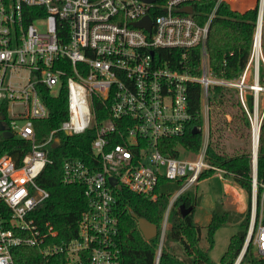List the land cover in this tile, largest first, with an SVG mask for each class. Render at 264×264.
Returning a JSON list of instances; mask_svg holds the SVG:
<instances>
[{
    "label": "built area",
    "instance_id": "built-area-1",
    "mask_svg": "<svg viewBox=\"0 0 264 264\" xmlns=\"http://www.w3.org/2000/svg\"><path fill=\"white\" fill-rule=\"evenodd\" d=\"M194 1L203 0H0V121L13 137L31 143L20 162L0 153V264H13L12 248L23 245L39 247L45 255L65 253L71 264L83 253L91 264H120L116 190L125 186L157 200L162 179L181 180L161 225L159 258L174 201L199 184L204 170L214 168L220 177L225 172L206 160L214 86L237 91L253 141V124L260 130L264 117V0H246L242 10L231 0H216L204 22L198 17L206 13L195 10ZM222 2L239 11L257 7L251 52L235 78L215 74L207 50L210 24ZM189 5L192 12L182 11ZM145 16L150 30L133 24ZM196 46L201 48L197 74L185 63ZM161 50L180 54L175 59L174 53ZM194 83L200 88L203 144L198 152L179 146L177 156L165 153L163 142L184 134L194 117L189 103ZM64 85L68 119L58 129L46 130L40 121L49 118L50 110L41 91L58 94ZM94 96L102 98L109 113L100 121L95 120ZM93 125L91 150L97 164L67 158L62 166V181L83 185L88 203L77 236L48 241L58 231L49 223L41 229L33 216L50 196L38 183L52 162L47 146L55 144L58 130L80 134ZM181 151L191 155L183 157ZM256 196L253 185L248 236L264 254V224L255 226Z\"/></svg>",
    "mask_w": 264,
    "mask_h": 264
},
{
    "label": "trees",
    "instance_id": "trees-1",
    "mask_svg": "<svg viewBox=\"0 0 264 264\" xmlns=\"http://www.w3.org/2000/svg\"><path fill=\"white\" fill-rule=\"evenodd\" d=\"M246 0H231L232 4L242 10ZM253 1V0H252ZM251 2V0H250ZM195 10L206 13L198 17L200 22L207 19L215 6L216 0L194 1ZM257 19V7L245 11L232 9L228 3L222 2L216 9L207 39V50L210 64L215 74L226 78L237 77L244 69L252 48V40ZM159 52L174 53L176 59L179 50H161ZM201 61V48L196 46L189 51L186 66L197 74ZM179 65V63H178ZM41 96L50 110L48 119L40 121L46 130L58 129L62 122L68 119V95L64 85L58 94L43 89ZM249 104L252 105L251 96ZM190 110L194 117L186 132L180 136L163 142L165 153L177 156L179 146L192 152H198L203 144V133L194 132L195 127L202 123L199 114L200 88L199 84H191L189 88ZM210 105V136L206 149L207 162L224 170L226 177L240 185L247 194V209L245 212L227 208L223 197L216 199L212 209L210 222L205 226L208 246L201 245L203 227L195 220V212L201 202V196L192 188L185 190L174 201L168 212V228L160 247V230L174 190L182 186L181 180L162 179L159 185L160 194L157 200H152L134 193L123 186L116 190V211L119 216V246L121 249L120 264H185L172 251V242L182 245L186 255L192 257V264H214L211 250L215 244V233L223 226L236 224L237 231L230 237L228 247L221 256L218 264H234L241 253L248 236L251 223L252 192L254 185V156L252 127L244 110L238 93L233 88L214 86L209 95ZM95 120L100 121L109 116L105 111L102 98L93 97ZM231 116L228 121L226 116ZM40 123V124H41ZM237 128V144H225V133L230 124ZM60 138L58 144L50 143L47 148L48 163L40 176L38 183L46 188L50 196L39 204L33 211V216L41 229L45 230L47 223L58 231L57 237L48 241H69L78 233V222L88 203L81 184H67L62 181V166L67 158H79L89 164H97L91 150V144L96 137V127L93 125L80 134H67L57 131ZM117 141V140H116ZM116 143V142H115ZM31 149V143L16 136L5 138L1 136L0 153H8L17 162ZM216 173L214 168H208L201 174L200 179L211 177ZM192 209L182 215L181 205ZM139 218H145L158 226L157 235L151 239L143 236L138 224ZM264 224V117L262 119L259 143L257 148V226ZM13 264H71L65 253L45 255L36 246H15L12 248ZM158 258V263H157ZM76 264H91L87 253H83ZM239 264H264V254L257 253L252 240L248 244Z\"/></svg>",
    "mask_w": 264,
    "mask_h": 264
},
{
    "label": "rangeland",
    "instance_id": "rangeland-1",
    "mask_svg": "<svg viewBox=\"0 0 264 264\" xmlns=\"http://www.w3.org/2000/svg\"><path fill=\"white\" fill-rule=\"evenodd\" d=\"M264 104V91L261 92L260 94V106L261 108L263 107ZM225 118H227L228 121H231V116L227 115ZM209 126H210V120H209ZM237 128L236 126L232 123L228 126V129L225 133V144H232V145H236L237 142ZM181 156L186 157L191 155L190 153H187L185 151H181ZM223 178H227L226 175L223 173L222 174ZM219 179L217 176H212L209 177L206 181L202 182L201 184L198 185H194L192 186V190L197 192V194L199 196H206L205 200L203 198H201V202H200V208L198 206V211L199 214H201L202 211H208L210 208L211 203L214 202L215 198H218L217 193H219V189H218V182ZM233 194H226L223 197V200L225 202V206L227 208H231L234 210H237L239 212H245L247 209V194L244 190V196H243V203L242 205H240V199H238V195L236 194L235 191H232ZM203 199V201H202ZM196 209V211H197ZM201 211V212H200ZM196 214V212H195ZM238 226L236 224H230L228 226H223L220 227L216 233H215V244L214 247L212 248L210 254H211V258L214 262V264H218L221 256L223 255V253L226 251L227 247H228V243H229V239L230 237L237 231ZM206 234H207V230L206 228H204L202 230V240H201V245L204 247H207L209 244L207 242L206 239ZM251 240V239H250ZM252 244L255 247L256 252L258 253V248L257 245L254 244V242L252 241ZM171 246L174 248V250H172L174 253H176L181 259L184 260L185 264H192V257L188 256L185 254L182 245H180L177 242H172Z\"/></svg>",
    "mask_w": 264,
    "mask_h": 264
},
{
    "label": "water",
    "instance_id": "water-1",
    "mask_svg": "<svg viewBox=\"0 0 264 264\" xmlns=\"http://www.w3.org/2000/svg\"><path fill=\"white\" fill-rule=\"evenodd\" d=\"M153 1V0H152ZM182 11H186V12H192L193 11V6L189 5V6H185L182 8ZM135 26L138 27H145L146 29L150 30L151 29V20L149 16H145L142 19L136 21L133 23ZM0 128L3 130V135L6 138H11L13 137V133L5 130L4 129V123L2 121H0ZM194 132H200V129L198 127L194 128ZM59 137L57 136L55 138V144L59 143ZM253 156H254V187H257V150H254L253 147ZM110 181L112 184L116 183V179L114 177L110 178ZM255 205L257 206V196H256V200H255ZM192 209V206H189L187 208H185L184 204L181 205V210H182V215L185 216L190 210ZM138 224H139V228L141 230V232L143 233V236L146 239H151L153 237H155L157 235L158 232V226L152 222H150L149 220L145 219V218H139L138 219ZM250 242V237L247 236V239L245 241V244L243 246V249L241 251V253L239 254L238 258L236 259L234 264H239L243 255L245 254V251L248 248V244ZM160 255V254H159Z\"/></svg>",
    "mask_w": 264,
    "mask_h": 264
},
{
    "label": "crops",
    "instance_id": "crops-1",
    "mask_svg": "<svg viewBox=\"0 0 264 264\" xmlns=\"http://www.w3.org/2000/svg\"><path fill=\"white\" fill-rule=\"evenodd\" d=\"M252 8V7H251ZM243 11H245V10H243ZM225 174V173H224ZM213 177L214 176H217L219 179H222V180H219V182H218V189H219V193H217V196H218V198L219 197H222V196H224V195H226V194H233V192L232 191H235L236 192V194L239 196L238 197V199H240L239 201H240V205H242V203H243V196H244V189L240 186V185H238L237 183H235L231 178H229V177H227L226 179L225 178H223V176H221L220 177V175H218V173L216 172L215 174H213L212 175ZM211 176V177H212ZM209 178V177H208ZM208 178H205V179H202L200 182H199V184H201L202 182H204V181H206ZM206 196H207V194H206ZM206 196L204 195V193H203V196H202V198L205 200V198H206ZM203 199H202V201H203ZM216 199L217 198H215L214 199V202L213 203H211V205H210V209L208 210V211H200L201 212V214H199V211H198V206H199V208H200V206L201 205H198L197 206V211H196V214H195V220H196V222L198 223V224H200L202 227H203V229L205 228V226L210 222V220H211V215H212V209H213V207H214V204H215V201H216ZM201 209V208H200ZM172 248V250H174V248L173 247H171Z\"/></svg>",
    "mask_w": 264,
    "mask_h": 264
},
{
    "label": "bare ground",
    "instance_id": "bare-ground-1",
    "mask_svg": "<svg viewBox=\"0 0 264 264\" xmlns=\"http://www.w3.org/2000/svg\"><path fill=\"white\" fill-rule=\"evenodd\" d=\"M259 134H260V130H259V124L254 122L253 124V147L254 150L256 151L258 148V143H259Z\"/></svg>",
    "mask_w": 264,
    "mask_h": 264
}]
</instances>
